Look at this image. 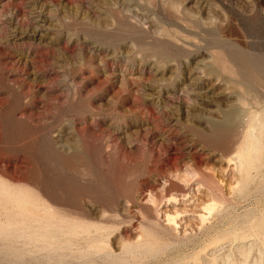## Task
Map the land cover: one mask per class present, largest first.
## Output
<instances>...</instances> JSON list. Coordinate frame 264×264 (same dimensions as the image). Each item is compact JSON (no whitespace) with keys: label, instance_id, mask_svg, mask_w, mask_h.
I'll return each mask as SVG.
<instances>
[{"label":"rangeland","instance_id":"obj_1","mask_svg":"<svg viewBox=\"0 0 264 264\" xmlns=\"http://www.w3.org/2000/svg\"><path fill=\"white\" fill-rule=\"evenodd\" d=\"M252 117L264 0H0V264H264Z\"/></svg>","mask_w":264,"mask_h":264},{"label":"bare ground","instance_id":"obj_2","mask_svg":"<svg viewBox=\"0 0 264 264\" xmlns=\"http://www.w3.org/2000/svg\"><path fill=\"white\" fill-rule=\"evenodd\" d=\"M248 122H250V128H249V130L250 131H248V135H250V137L252 138V143H251V145H250V148H249V145L247 146V147H245L244 148V150L242 151V153L244 154L245 153V155L244 156H242V155H237V163H239V166H240V168L242 169V171L243 172H245L247 169H249L252 165H253V162H252V160L250 161V159H249V155H247V154H252V156H253V158L255 159V160H257L256 158L258 157V155H263V157H264V140H263V138H261L260 136H256V135H254V127H255V125H257L256 124V119L254 118V117H252L251 119H250V121H248ZM258 122V121H257ZM250 141V140H249ZM248 142V141H247ZM246 146V145H245ZM243 149V148H242ZM250 149V150H249ZM248 157V158H247ZM250 158H252L251 156H250ZM260 158V157H259ZM260 160V159H259ZM254 161V160H253ZM258 161V160H257ZM252 170V169H251ZM242 172V173H243ZM242 176H244V174L242 175ZM248 176V175H247ZM250 176V175H249ZM246 177V176H245ZM244 177V178H245ZM247 178V177H246ZM249 178V177H248ZM245 180H247V179H245ZM248 181V180H247ZM31 224V223H30ZM31 226V225H30ZM29 227V226H28ZM33 228V227H32ZM30 229V228H29ZM28 229V230H29ZM39 229V228H38ZM41 229V228H40ZM50 229H52V228H50ZM50 229H48L49 231H50ZM33 230V229H32ZM34 230H36V229H34ZM42 230V229H41ZM38 231H40V230H38ZM55 231V230H54ZM42 232H43V230H42ZM59 232V231H58ZM47 233V232H46ZM55 233V232H54ZM26 234V233H25ZM24 234V235H25ZM59 234V233H58ZM61 234V233H60ZM59 234V235H60ZM49 235V234H48ZM55 236L57 235V232H56V234H54ZM41 236H43V235H41ZM58 236V235H57ZM61 236V235H60ZM35 238V237H34ZM37 238V237H36ZM35 238V239H36ZM27 239V238H26ZM33 241H34V239L33 238H31ZM30 239V240H31ZM54 239V238H53ZM52 239V241H54ZM46 240H47V238H46ZM43 241V240H42ZM48 241V240H47ZM50 241H51V239H50ZM56 241V240H55ZM59 241H61V240H59ZM59 241H57V242H59ZM28 242H29V240H28ZM31 242V241H30ZM44 242V241H43ZM46 243V242H45ZM44 243V244H45ZM48 244H49V242H47ZM46 243V244H47ZM50 243H52V242H50ZM28 244V243H27ZM30 244V243H29ZM40 244V243H39ZM43 244V245H44ZM47 244V245H48ZM57 244V243H56ZM53 246H54V244H53ZM43 247H45V246H43ZM49 247V246H48ZM47 248V247H46ZM51 256V255H50ZM29 257V256H28ZM17 258V257H16ZM23 258H26V257H23ZM53 258H54V256H53ZM20 259H22V257H20ZM23 261H25V260H23ZM29 261V260H28ZM21 262V261H20ZM23 263V262H22ZM35 263V262H34ZM29 264V263H28ZM31 264V263H30Z\"/></svg>","mask_w":264,"mask_h":264}]
</instances>
